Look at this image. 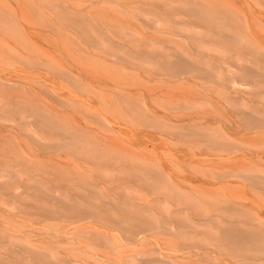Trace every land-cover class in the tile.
Here are the masks:
<instances>
[{"label":"rangeland","instance_id":"rangeland-1","mask_svg":"<svg viewBox=\"0 0 264 264\" xmlns=\"http://www.w3.org/2000/svg\"><path fill=\"white\" fill-rule=\"evenodd\" d=\"M0 264H264V0H0Z\"/></svg>","mask_w":264,"mask_h":264},{"label":"crops","instance_id":"crops-1","mask_svg":"<svg viewBox=\"0 0 264 264\" xmlns=\"http://www.w3.org/2000/svg\"><path fill=\"white\" fill-rule=\"evenodd\" d=\"M29 112H26V113H22L20 116L23 117V116H33L34 113L31 112V110L27 109ZM7 119H15V116L12 114V116H8Z\"/></svg>","mask_w":264,"mask_h":264},{"label":"bare ground","instance_id":"bare-ground-1","mask_svg":"<svg viewBox=\"0 0 264 264\" xmlns=\"http://www.w3.org/2000/svg\"><path fill=\"white\" fill-rule=\"evenodd\" d=\"M73 137H74L76 143L84 142V141H82V139H81L80 136L75 135V136H73ZM120 237H121V236H120Z\"/></svg>","mask_w":264,"mask_h":264}]
</instances>
